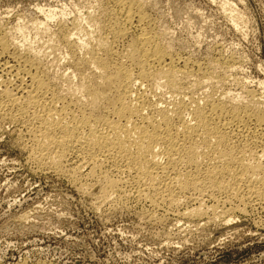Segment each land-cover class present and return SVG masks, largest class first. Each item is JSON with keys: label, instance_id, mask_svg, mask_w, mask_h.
<instances>
[{"label": "rangeland", "instance_id": "obj_1", "mask_svg": "<svg viewBox=\"0 0 264 264\" xmlns=\"http://www.w3.org/2000/svg\"><path fill=\"white\" fill-rule=\"evenodd\" d=\"M138 2L146 30L179 66L187 65L190 75L178 82L193 89L195 100L211 96L264 114V0ZM109 8L105 0H0V38L12 42L7 58H0V82L18 84L15 73L5 68L20 67L14 55L29 50L66 88L71 59L60 34L74 33L79 44L89 37L93 46ZM135 38L131 30L113 47L124 55ZM76 54L82 57L83 49ZM70 77L67 84L74 88L78 80ZM162 89L153 100L169 106L171 97ZM16 123L0 116V264H264L263 203L232 212L234 206L222 204L220 195L201 199L202 205L184 200L177 206H155L133 195L103 201L98 183L85 178L73 183L66 174L32 163L26 131ZM249 125L251 134H258L255 122ZM256 151L264 155V138ZM68 160V166L76 162ZM197 206L205 216L204 211L186 217Z\"/></svg>", "mask_w": 264, "mask_h": 264}, {"label": "bare ground", "instance_id": "obj_2", "mask_svg": "<svg viewBox=\"0 0 264 264\" xmlns=\"http://www.w3.org/2000/svg\"><path fill=\"white\" fill-rule=\"evenodd\" d=\"M105 2L108 21L93 46L89 37L80 45L74 33L60 34L71 59L70 76L78 80L74 88L67 84L68 75L62 89L33 51L11 53L21 65L5 69L15 73L18 84L0 82V116L26 131L32 163L66 174L73 183L84 178L98 183L103 201L133 195L155 206H177L220 195L222 204L234 206L232 212L252 202L264 204V155L256 151L264 138L263 112L251 113L211 96L195 100L193 89L178 82L188 76L187 65L179 66V59L175 62L146 30L138 0ZM131 30L136 38L120 55L113 46ZM5 38H0V58L10 53L12 42ZM79 48L82 57L76 54ZM160 88L170 95L169 106L153 100ZM250 121L258 134H251ZM71 157L76 162L68 166ZM198 207L186 217H200L205 210Z\"/></svg>", "mask_w": 264, "mask_h": 264}]
</instances>
